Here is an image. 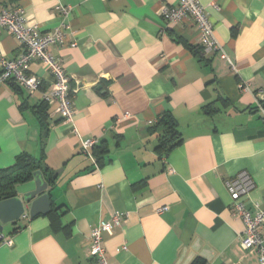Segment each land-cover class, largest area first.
Wrapping results in <instances>:
<instances>
[{"label": "crops", "instance_id": "1", "mask_svg": "<svg viewBox=\"0 0 264 264\" xmlns=\"http://www.w3.org/2000/svg\"><path fill=\"white\" fill-rule=\"evenodd\" d=\"M197 1L233 67L201 47L190 17L166 26L163 9L180 0L19 2L43 33L59 26L57 5L73 7L76 46L50 51L77 93L71 124L57 103L43 101L53 78L42 63L31 66L41 81L34 95L0 84V170L27 153L56 175L51 212L30 219L27 211L28 219L5 228L13 245L0 243V264H95L91 232L116 213L128 217L103 235L110 263L260 264L240 246L245 225L230 207L227 182L249 174L254 188L243 201L251 213L264 209V119L257 110L264 99V0ZM15 6L0 0V13ZM20 53V42L2 30L0 57ZM166 113L178 120L183 143L162 154L155 126ZM91 139L106 143L100 165L90 158L94 147L83 148ZM161 207L168 210L158 214ZM261 235L264 242V227Z\"/></svg>", "mask_w": 264, "mask_h": 264}, {"label": "built area", "instance_id": "2", "mask_svg": "<svg viewBox=\"0 0 264 264\" xmlns=\"http://www.w3.org/2000/svg\"><path fill=\"white\" fill-rule=\"evenodd\" d=\"M73 7L57 5L56 11L61 17V22L53 31L43 33L40 27L29 22L25 9L21 6L8 8L0 13V32L7 31L16 37L21 45V53L14 59L0 57V84L11 82L21 89L26 90L29 95H34L40 90L41 81L31 73V66L40 62L49 70L53 84L50 91L44 92L43 101L50 105L58 104L57 112L66 123H73L75 116L74 99L77 90L70 87L68 76L63 63L56 59L50 51L55 45H68L75 47L76 42L71 39L69 17ZM193 19L197 27L201 41L200 45L205 51H216L220 53L221 59L230 66H234L229 56L215 39L214 25L209 19L206 8L197 0H180L177 5L165 7L162 11V18L166 26L177 25L184 18ZM242 91H248V85H240ZM264 99L258 100L257 110L264 119V106L261 103ZM76 132V129H74ZM98 144L96 139L83 142L84 150ZM91 160L96 162L95 157L90 155ZM227 188L231 197V209L238 214L245 225L243 234L240 236V246L243 251L256 252L259 255L260 264H264V242L261 229L264 227V209H257L251 213L243 201L254 188L252 177L243 172L227 182ZM168 207H161L158 214L167 211ZM128 215L116 213L110 220L101 221L91 232V244L89 256L95 264H113L106 257L103 246V235H112L116 229L122 228ZM21 219H28L25 213ZM2 245L12 246L13 241L6 235L0 236ZM122 250H127L126 246Z\"/></svg>", "mask_w": 264, "mask_h": 264}, {"label": "trees", "instance_id": "3", "mask_svg": "<svg viewBox=\"0 0 264 264\" xmlns=\"http://www.w3.org/2000/svg\"><path fill=\"white\" fill-rule=\"evenodd\" d=\"M20 1L21 0H8L11 5L16 6ZM191 50L197 56L202 54V52L194 47H191ZM13 85L15 88H19L17 85ZM261 103L264 106V101ZM22 107H25V104ZM37 109V114L44 118L47 114V107L41 105ZM155 128L160 129L161 131L156 151L162 154H167L183 143L178 120L172 113H166L161 116L158 119ZM107 153L108 149L105 142L94 146L93 156L95 157L97 165H100L103 157ZM39 170L42 171L44 178L49 185H54L56 175L45 166L42 159L35 158L27 153L17 156L15 163L12 166L0 170V202L14 198L17 195V187L30 182L33 179V174ZM15 224L16 223H14V225ZM20 229H22V227H16L14 232ZM192 264H205V261L197 258Z\"/></svg>", "mask_w": 264, "mask_h": 264}, {"label": "water", "instance_id": "4", "mask_svg": "<svg viewBox=\"0 0 264 264\" xmlns=\"http://www.w3.org/2000/svg\"><path fill=\"white\" fill-rule=\"evenodd\" d=\"M48 189L49 183L39 170L30 182L17 187L14 198L0 202V236L5 235L6 226L21 220L27 211L30 219L50 213L52 200Z\"/></svg>", "mask_w": 264, "mask_h": 264}, {"label": "rangeland", "instance_id": "5", "mask_svg": "<svg viewBox=\"0 0 264 264\" xmlns=\"http://www.w3.org/2000/svg\"><path fill=\"white\" fill-rule=\"evenodd\" d=\"M8 226H6V228H7Z\"/></svg>", "mask_w": 264, "mask_h": 264}]
</instances>
